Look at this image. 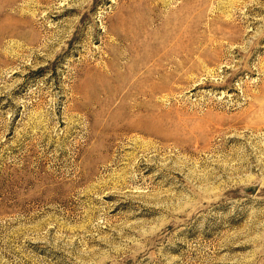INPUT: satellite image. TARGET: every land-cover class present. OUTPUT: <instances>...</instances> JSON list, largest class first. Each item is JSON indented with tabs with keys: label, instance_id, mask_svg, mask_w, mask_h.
I'll use <instances>...</instances> for the list:
<instances>
[{
	"label": "rangeland",
	"instance_id": "rangeland-1",
	"mask_svg": "<svg viewBox=\"0 0 264 264\" xmlns=\"http://www.w3.org/2000/svg\"><path fill=\"white\" fill-rule=\"evenodd\" d=\"M0 264H264V0H0Z\"/></svg>",
	"mask_w": 264,
	"mask_h": 264
},
{
	"label": "bare ground",
	"instance_id": "bare-ground-1",
	"mask_svg": "<svg viewBox=\"0 0 264 264\" xmlns=\"http://www.w3.org/2000/svg\"><path fill=\"white\" fill-rule=\"evenodd\" d=\"M162 32V31H161ZM157 35V34H156ZM123 36V35H122ZM169 39V38H168ZM157 40V39H156ZM179 43V42H178ZM184 49V48H183ZM134 50V49H133ZM117 63V62H116ZM142 74V73H141ZM133 78V77H132ZM143 78V77H142ZM117 79V78H115ZM149 79V78H148ZM147 85V84H146ZM156 90V89H155ZM125 95V94H124ZM126 96V95H125ZM131 99V98H130Z\"/></svg>",
	"mask_w": 264,
	"mask_h": 264
}]
</instances>
